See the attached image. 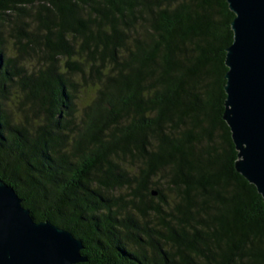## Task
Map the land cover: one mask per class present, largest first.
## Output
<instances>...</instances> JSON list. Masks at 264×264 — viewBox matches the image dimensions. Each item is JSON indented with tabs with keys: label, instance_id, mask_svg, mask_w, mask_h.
I'll use <instances>...</instances> for the list:
<instances>
[{
	"label": "trees",
	"instance_id": "obj_1",
	"mask_svg": "<svg viewBox=\"0 0 264 264\" xmlns=\"http://www.w3.org/2000/svg\"><path fill=\"white\" fill-rule=\"evenodd\" d=\"M228 0H0V179L76 264H264L224 119Z\"/></svg>",
	"mask_w": 264,
	"mask_h": 264
},
{
	"label": "water",
	"instance_id": "obj_2",
	"mask_svg": "<svg viewBox=\"0 0 264 264\" xmlns=\"http://www.w3.org/2000/svg\"><path fill=\"white\" fill-rule=\"evenodd\" d=\"M235 13L227 48L224 119L238 150L236 169L264 197V0H228ZM82 240L51 220L37 221L0 179V264H76Z\"/></svg>",
	"mask_w": 264,
	"mask_h": 264
}]
</instances>
